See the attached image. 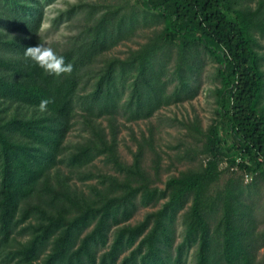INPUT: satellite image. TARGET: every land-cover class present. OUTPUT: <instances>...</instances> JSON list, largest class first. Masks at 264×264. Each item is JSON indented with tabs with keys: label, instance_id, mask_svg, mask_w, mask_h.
Returning a JSON list of instances; mask_svg holds the SVG:
<instances>
[{
	"label": "trees",
	"instance_id": "trees-1",
	"mask_svg": "<svg viewBox=\"0 0 264 264\" xmlns=\"http://www.w3.org/2000/svg\"><path fill=\"white\" fill-rule=\"evenodd\" d=\"M58 1L0 0V264H262L264 227L246 190L219 183L236 166L264 179V0H138L123 13L72 4L51 18L56 31L81 23L55 47L72 65L56 76L25 52L45 45ZM140 27L153 29L145 43L109 55ZM203 54L220 80L206 161L154 186L150 141L122 161L121 125L194 98ZM77 126L85 136L71 151ZM99 159L117 174L86 170ZM72 177L98 182L85 190ZM140 206L155 209L132 223Z\"/></svg>",
	"mask_w": 264,
	"mask_h": 264
},
{
	"label": "rangeland",
	"instance_id": "rangeland-1",
	"mask_svg": "<svg viewBox=\"0 0 264 264\" xmlns=\"http://www.w3.org/2000/svg\"><path fill=\"white\" fill-rule=\"evenodd\" d=\"M90 2L99 6L101 12L121 10L120 13L129 12L132 6H141L129 0H59L47 9L48 18L44 24L43 35L45 46L55 49L62 48L68 37L77 32L81 26L80 20L64 23L59 30L53 29L51 18L57 10H65L72 4ZM153 29L140 27L132 40L123 41L109 52L111 56L125 57L130 49H137L145 43ZM204 68L196 77L193 86L196 95L185 102L163 107L149 120L122 123L119 135V154L122 161L131 163L133 153L137 152L143 136L150 141L146 143L143 156V166L150 177L155 181L154 186L165 187L167 179L178 175L183 171L201 169L206 161V154L202 153V138L217 117L216 88L220 86V80L216 76L218 63L211 57L203 54ZM173 87V85H172ZM194 88V87H193ZM194 90V89H193ZM84 133L77 126L67 139L69 150H75L83 141ZM151 143L153 148H151ZM159 165V171L156 166ZM222 169L226 170L227 162H223ZM95 173L117 174L111 164H106L105 159H99L94 165L86 169ZM73 184L88 190L87 183L98 182L96 179L83 182L78 177H72ZM233 180L238 187L246 190V204L253 206L260 222L264 227V179L257 174H250L239 167H231L226 170L219 183L224 187ZM155 208L140 206L138 214L132 220L136 223L143 219L146 213ZM180 231L182 227L180 226ZM260 257L264 264V248L260 251Z\"/></svg>",
	"mask_w": 264,
	"mask_h": 264
},
{
	"label": "clouds",
	"instance_id": "clouds-1",
	"mask_svg": "<svg viewBox=\"0 0 264 264\" xmlns=\"http://www.w3.org/2000/svg\"><path fill=\"white\" fill-rule=\"evenodd\" d=\"M25 57L31 59L45 72L52 75L60 76L61 74L72 72V65L66 64L62 55L58 54L55 49L45 45L29 47L25 52ZM48 103V100H42L39 110L44 111Z\"/></svg>",
	"mask_w": 264,
	"mask_h": 264
},
{
	"label": "built area",
	"instance_id": "built-area-1",
	"mask_svg": "<svg viewBox=\"0 0 264 264\" xmlns=\"http://www.w3.org/2000/svg\"><path fill=\"white\" fill-rule=\"evenodd\" d=\"M132 2H136V1H138V0H131Z\"/></svg>",
	"mask_w": 264,
	"mask_h": 264
}]
</instances>
